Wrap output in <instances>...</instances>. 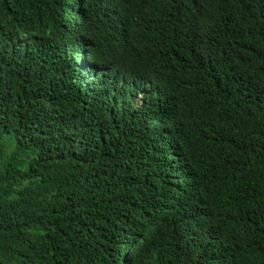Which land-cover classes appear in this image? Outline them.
<instances>
[{
	"label": "trees",
	"instance_id": "obj_1",
	"mask_svg": "<svg viewBox=\"0 0 264 264\" xmlns=\"http://www.w3.org/2000/svg\"><path fill=\"white\" fill-rule=\"evenodd\" d=\"M0 264H264V0H0Z\"/></svg>",
	"mask_w": 264,
	"mask_h": 264
}]
</instances>
